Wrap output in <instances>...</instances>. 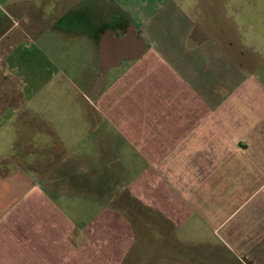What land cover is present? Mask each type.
<instances>
[{
	"label": "crops",
	"instance_id": "crops-1",
	"mask_svg": "<svg viewBox=\"0 0 264 264\" xmlns=\"http://www.w3.org/2000/svg\"><path fill=\"white\" fill-rule=\"evenodd\" d=\"M204 2L0 0V264H264L259 14ZM79 171L105 173L98 211Z\"/></svg>",
	"mask_w": 264,
	"mask_h": 264
},
{
	"label": "rangeland",
	"instance_id": "rangeland-1",
	"mask_svg": "<svg viewBox=\"0 0 264 264\" xmlns=\"http://www.w3.org/2000/svg\"><path fill=\"white\" fill-rule=\"evenodd\" d=\"M239 4L244 8L245 12L249 11L250 14H259L257 16V20L255 17H253V21L256 24V30L255 28L250 30V36L253 37V40L255 45H260L264 43V27L261 25H264V17L261 15L264 12V0H238ZM205 3V2H204ZM207 3V0H206ZM205 3V4H206ZM209 3V1H208ZM207 3V4H208ZM186 7H188V4H185ZM229 9V8H227ZM258 25V26H257ZM260 25V26H259ZM252 50L256 52L252 45ZM61 63V66L63 65V61H59ZM65 62V61H64ZM67 65H65V70L67 69ZM59 78L62 79V86H60L61 91H64L65 94L61 95V92H57L54 94V98L57 100H70L72 99V95H74V87L72 85V82L78 83L80 82V79L76 75L70 74L69 76H61L58 75ZM88 76L85 78L87 79ZM61 95V96H60ZM49 130L54 132L53 129L48 126ZM17 153H22L20 151V147L17 146L14 149ZM23 150V149H22ZM12 151V150H11ZM80 152H83L82 150ZM16 157H21L22 160H28L29 162L32 160H35L34 156H25L23 154L17 155ZM40 159H46L45 157L41 156L39 157ZM87 157L80 156V164H86ZM41 164V163H40ZM42 165V164H41ZM87 168V166H86ZM71 180V179H69ZM107 180L105 173L100 172V171H90V172H81L79 171V175L76 176L74 179V192H70V194L77 196L80 200V213H85L87 211L88 207V200L90 202H94V207L96 208V211L100 209L101 206L104 205V202L106 201L105 198L106 196V190H107V185H105V181ZM115 181H112L110 186L111 188H108V194L110 197H112V205L119 209L122 210L123 212L126 213V215L129 217L131 223L134 226V231L137 234V232H142V230L145 228L144 224H147L146 222L143 224V217L144 221L145 219L149 218L151 220L152 215L149 213H146L142 218L137 217L139 215L138 213L142 212L141 206L138 205L137 201L134 198H131L130 192L127 189L121 188L119 183H116ZM64 185H71V182L68 180L63 181ZM72 186V185H71ZM146 211V210H145ZM142 213H140L141 215ZM148 220V219H147ZM146 220V221H147ZM141 238L139 237V240Z\"/></svg>",
	"mask_w": 264,
	"mask_h": 264
},
{
	"label": "trees",
	"instance_id": "trees-1",
	"mask_svg": "<svg viewBox=\"0 0 264 264\" xmlns=\"http://www.w3.org/2000/svg\"><path fill=\"white\" fill-rule=\"evenodd\" d=\"M5 171H3V169L0 167V173H4Z\"/></svg>",
	"mask_w": 264,
	"mask_h": 264
}]
</instances>
